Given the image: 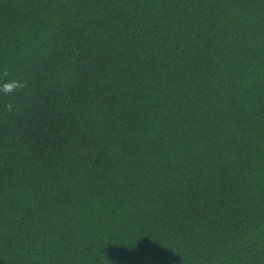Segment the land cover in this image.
<instances>
[{"label":"trees","instance_id":"16d2710c","mask_svg":"<svg viewBox=\"0 0 264 264\" xmlns=\"http://www.w3.org/2000/svg\"><path fill=\"white\" fill-rule=\"evenodd\" d=\"M5 79L0 264H264V0H0Z\"/></svg>","mask_w":264,"mask_h":264},{"label":"clouds","instance_id":"9594fccd","mask_svg":"<svg viewBox=\"0 0 264 264\" xmlns=\"http://www.w3.org/2000/svg\"><path fill=\"white\" fill-rule=\"evenodd\" d=\"M5 76H7V72H5ZM27 87L26 81L22 79H5L2 83H0V92L4 95H13L18 90H23ZM9 111L12 110V104L9 103L5 106Z\"/></svg>","mask_w":264,"mask_h":264}]
</instances>
